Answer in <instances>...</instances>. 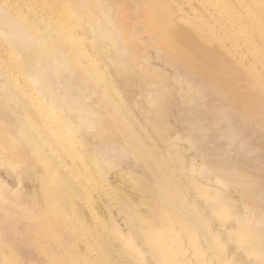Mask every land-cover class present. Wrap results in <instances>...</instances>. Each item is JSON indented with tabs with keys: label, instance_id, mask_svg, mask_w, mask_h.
Listing matches in <instances>:
<instances>
[{
	"label": "bare ground",
	"instance_id": "obj_1",
	"mask_svg": "<svg viewBox=\"0 0 264 264\" xmlns=\"http://www.w3.org/2000/svg\"><path fill=\"white\" fill-rule=\"evenodd\" d=\"M0 53L69 145L0 92V264H264V0H0Z\"/></svg>",
	"mask_w": 264,
	"mask_h": 264
},
{
	"label": "rangeland",
	"instance_id": "obj_2",
	"mask_svg": "<svg viewBox=\"0 0 264 264\" xmlns=\"http://www.w3.org/2000/svg\"><path fill=\"white\" fill-rule=\"evenodd\" d=\"M238 18L240 19L241 22L244 21L243 23L246 24V18L243 17V15L241 13L238 15ZM221 22H227V21L225 19H222ZM87 35L89 36L88 33L86 34V36ZM77 39L81 41V46L86 51V54L85 55L93 58L94 62L98 64V67L101 70V72L103 74V77L105 76L104 82H108L110 80V79H108V72H106V70L104 69L105 68L104 67V63L103 62L100 63V57H101L100 54L102 52H104L105 49L102 46L101 47H98L96 49L93 48L94 47V43H90V40H88L87 38H84V37L82 38L79 35L77 36ZM152 55L153 54H151V56ZM153 64H155L157 66L160 65L158 62H155V61H153ZM163 68L165 70H168L166 67H163ZM110 70L111 71L115 70V72H117L116 73L117 75L118 74L119 75L120 74H123L121 71H119V72L116 71V69H115L114 66L112 68H110ZM139 87H141V86H139ZM26 89L28 90L27 87L21 86L17 90H14V91L13 90H10L11 91L10 92L8 90V88L6 87V82L4 80L3 75H0V92L3 95L6 96V100H8V103L11 104V106L14 109H17L18 110L19 118L20 119H24V124L28 128V130H31L32 133L35 136H37V137H43L44 138V137L48 136V137H46L47 138L46 143L42 139L39 140L42 143V145L45 148L49 149L48 147H49V143H50L51 146L58 148V150H59L58 152H60L59 153L60 156L62 155L63 158H67V155L64 154V148L65 149L68 148V146H69L68 143H61L59 139H55L54 137H52V136H56L57 135L56 132L58 130L55 131V130H51L48 127H46L45 122L41 120L40 115H39V112H38L40 110L39 108L40 107L42 108V105L38 108L36 106V104H39V103L36 100H32V99H30V97H28V94L25 93L26 92ZM144 90H145V88H144ZM110 92H112L114 94L115 91L114 90H111ZM115 95H117V94H115ZM118 97L120 99L121 97H125V95L124 96L123 95L114 96L115 99H118ZM175 98H177V97H175ZM149 108L150 107H148V109ZM27 113H29V114L32 113V115H33L34 118L26 119ZM35 121H38L39 127L38 128H35V129H32L31 124H33ZM137 126H139V125H137ZM49 138L51 139L50 142H49ZM70 150H72V148ZM55 155H54V157L52 159L53 161H56ZM58 165H59V167L61 166L60 163ZM77 188H79V185H77Z\"/></svg>",
	"mask_w": 264,
	"mask_h": 264
}]
</instances>
